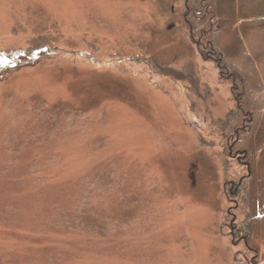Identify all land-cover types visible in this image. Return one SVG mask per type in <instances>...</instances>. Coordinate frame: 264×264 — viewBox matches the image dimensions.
Returning <instances> with one entry per match:
<instances>
[{"label":"rangeland","instance_id":"1","mask_svg":"<svg viewBox=\"0 0 264 264\" xmlns=\"http://www.w3.org/2000/svg\"><path fill=\"white\" fill-rule=\"evenodd\" d=\"M180 6L0 0V52L26 47L42 19L59 35L49 54L0 69V264H251L231 227L233 137L219 136L233 92ZM141 41L150 60L121 58ZM245 173L264 264V167Z\"/></svg>","mask_w":264,"mask_h":264},{"label":"trees","instance_id":"2","mask_svg":"<svg viewBox=\"0 0 264 264\" xmlns=\"http://www.w3.org/2000/svg\"><path fill=\"white\" fill-rule=\"evenodd\" d=\"M180 3V19L186 35L201 57L213 62L233 92L234 106L228 111L224 125L220 126L219 135L225 146L226 134L233 137V143L225 149L226 153L229 151L233 155V158H228V153L226 155V189L238 203L231 227L234 237L246 243L244 257L251 256L250 263L257 264V255L251 252L252 233L257 223L254 205L258 190L254 177L241 175L264 167V0H180ZM235 14L239 25L230 28L231 42L223 46L221 33L224 17L227 24L232 26L237 21ZM33 30L35 36L26 47L0 52V69L13 68L21 61L39 58L55 48L52 44L55 45L59 37L56 26L45 25L42 19L39 27ZM137 48L140 51L138 55L126 53L121 58L151 59L142 41ZM239 105L245 109H239ZM257 107L262 108L261 112L255 109ZM246 122L250 123L249 128ZM241 132L246 136L240 138ZM231 137H228V142ZM237 178V181L234 180ZM260 192L264 198V185ZM254 250L257 252V248ZM249 253L250 256H247Z\"/></svg>","mask_w":264,"mask_h":264}]
</instances>
